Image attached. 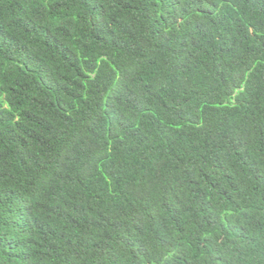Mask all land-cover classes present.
<instances>
[{
	"label": "trees",
	"instance_id": "trees-1",
	"mask_svg": "<svg viewBox=\"0 0 264 264\" xmlns=\"http://www.w3.org/2000/svg\"><path fill=\"white\" fill-rule=\"evenodd\" d=\"M0 264H264V0H0Z\"/></svg>",
	"mask_w": 264,
	"mask_h": 264
}]
</instances>
